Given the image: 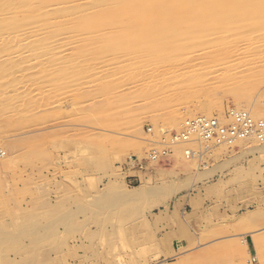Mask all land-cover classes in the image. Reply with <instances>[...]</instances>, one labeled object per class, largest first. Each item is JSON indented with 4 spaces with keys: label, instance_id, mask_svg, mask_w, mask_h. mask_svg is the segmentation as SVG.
<instances>
[{
    "label": "rangeland",
    "instance_id": "obj_1",
    "mask_svg": "<svg viewBox=\"0 0 264 264\" xmlns=\"http://www.w3.org/2000/svg\"><path fill=\"white\" fill-rule=\"evenodd\" d=\"M139 3L0 60V264H264V143L147 159L191 117L264 120V0Z\"/></svg>",
    "mask_w": 264,
    "mask_h": 264
},
{
    "label": "bare ground",
    "instance_id": "obj_2",
    "mask_svg": "<svg viewBox=\"0 0 264 264\" xmlns=\"http://www.w3.org/2000/svg\"><path fill=\"white\" fill-rule=\"evenodd\" d=\"M82 1L80 2V0L79 1L77 0L73 2L72 0H0V44L3 45L4 43L6 46L5 51L0 52V60L9 61L19 58L22 61V63L27 65V67L32 68L35 66L34 61L37 58L34 57L35 54L32 53V49H30L31 51L30 50L27 51L26 47L28 45L29 46L32 45L34 42H37L39 40L40 42L43 41V43L46 44L45 41L49 39V37L48 38L46 37V34L49 31H47L46 34L43 33V31L42 32L38 31V29L36 31L35 30L37 28L36 24L40 22L42 23L43 21H45L46 19L48 20L49 18L50 20H53L50 22L55 23L56 21H54V19H52L51 17H53L54 14L55 15L57 14L55 12H59L60 10L69 11L70 14L72 15L76 13L77 17L79 16V18L73 20H75V22L77 20V22L81 26H90L96 24V22L99 21L98 18L100 16V12H103L104 10L109 8L112 9V11H114L113 13L116 15V17L114 18L117 19L118 2L123 0H105V1L85 0L84 2ZM125 1L130 2L132 6H135L136 8H140V9H143V7L148 6L146 5L147 3H145V5L142 6V3H139L140 0H125ZM102 3L105 4L107 3V4L105 6ZM110 3H114L112 7L107 6ZM182 4H183L182 0H167V1L162 0V3H160V5L158 6L160 10L166 11L167 8L181 7ZM42 27L44 28V25L41 26V28ZM52 36H50V38ZM54 41L55 39L54 40L52 39V41H50L51 42L50 44H52ZM34 44L37 46L36 43ZM47 44L50 45L49 43ZM46 45L45 46L43 45L42 48H40L41 50L39 51L38 55H36L38 56L39 59L41 58L40 60L41 63L38 62L39 64H42L43 61L42 58L44 56L47 57L46 54L48 53V51L46 49L48 48V46L46 48ZM37 47H35L36 50ZM246 112H248L252 117H254L252 112L249 111ZM3 154H4L3 150L0 149V157Z\"/></svg>",
    "mask_w": 264,
    "mask_h": 264
},
{
    "label": "built area",
    "instance_id": "obj_3",
    "mask_svg": "<svg viewBox=\"0 0 264 264\" xmlns=\"http://www.w3.org/2000/svg\"><path fill=\"white\" fill-rule=\"evenodd\" d=\"M254 139L264 143V120L255 119L244 110L228 109L224 117L195 116L186 119L178 132L172 133L167 140L159 143L158 148L151 149L147 159L160 161L172 152L175 145H185L186 158L193 157L197 152L193 145L203 144L204 148L212 146L233 147L238 142ZM137 157H129L123 167L141 166ZM252 257V262H255Z\"/></svg>",
    "mask_w": 264,
    "mask_h": 264
},
{
    "label": "crops",
    "instance_id": "obj_4",
    "mask_svg": "<svg viewBox=\"0 0 264 264\" xmlns=\"http://www.w3.org/2000/svg\"><path fill=\"white\" fill-rule=\"evenodd\" d=\"M251 242H252V244H253V241H252V239H251Z\"/></svg>",
    "mask_w": 264,
    "mask_h": 264
}]
</instances>
